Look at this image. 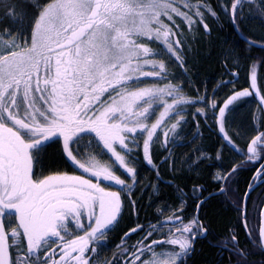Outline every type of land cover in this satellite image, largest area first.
<instances>
[{
  "label": "snow or ice",
  "instance_id": "obj_1",
  "mask_svg": "<svg viewBox=\"0 0 264 264\" xmlns=\"http://www.w3.org/2000/svg\"><path fill=\"white\" fill-rule=\"evenodd\" d=\"M246 2L249 0H234L231 8L221 2L219 7L236 23L242 18ZM184 7L185 11L181 12L172 6V0H51L47 4L27 0L11 6L8 16L19 25L21 35L13 39V31L7 28L0 33V264H89L90 257L85 258V253L95 251L89 249V243L99 240L106 234L105 230L118 223L126 204L135 212L136 201L130 195L122 202L119 191L106 190L100 181H108L109 187L118 185L131 193L132 185H126L111 170L121 168L135 183V170L126 167L129 162L121 152L131 156L146 133L143 153L151 165L150 145L160 143L159 136L155 141L153 137L165 116L174 112L175 119L186 111L184 105L205 102L203 97L196 101L184 99L182 88L171 84L164 88L131 90L141 78L161 79L165 70L163 63H154L149 58L161 53L152 52L145 38L162 41L163 51L182 64L181 57L175 54L182 39H169L170 34H175L161 21V16L167 17L178 31L180 26L170 12L181 18L185 27L200 22L207 34L208 26L202 22L204 13L216 18L207 0L194 7L190 3ZM17 8L21 10L20 16L15 15ZM27 9L33 10L30 45L21 43L25 19L29 16ZM249 45L255 46L251 41ZM146 65H151L153 70L145 71ZM251 82L255 87V74ZM105 93L107 99H101ZM249 95L247 90L238 91L218 109L214 101L210 105L213 116L219 120L221 133L226 110L231 111L230 105ZM165 97H171L175 103L168 104ZM162 106L164 112L149 126L146 122ZM261 111L264 112V107ZM176 127L172 125L173 130ZM161 132L168 136L167 131L161 129ZM61 138L65 160L81 175L44 176L37 169L47 148L59 143ZM93 151L114 158L112 165L101 163L92 155ZM247 154H250L249 160L264 161V132L251 140ZM235 172L233 169L230 175ZM260 182L264 183V173ZM220 193L227 195L224 188ZM192 194L203 202L199 189L194 188ZM180 199L185 203L183 196ZM82 216L88 221L87 227L81 223ZM242 223L253 245L264 250V227L249 226L246 216ZM168 224L179 229L178 236L169 233L167 241L143 243ZM142 229L140 225L132 228L125 233V239ZM72 230L83 231L85 235L65 239L73 236ZM204 233L206 229L198 216L186 224L177 217L162 222L158 228L149 225L142 240L125 249L121 257L131 253L126 264L137 261L139 264H177V261L186 264L185 258L191 254L195 238ZM52 245L59 247V253L55 248L49 251ZM165 245H178L179 251L166 250ZM220 246L246 261L247 253L239 249L235 237ZM156 247L161 249L159 253ZM148 254L151 259H141ZM57 255L59 260L55 259ZM117 264L123 262L118 260Z\"/></svg>",
  "mask_w": 264,
  "mask_h": 264
},
{
  "label": "trees",
  "instance_id": "obj_2",
  "mask_svg": "<svg viewBox=\"0 0 264 264\" xmlns=\"http://www.w3.org/2000/svg\"><path fill=\"white\" fill-rule=\"evenodd\" d=\"M189 1L194 2L195 6L205 3V0ZM18 2L26 3L27 0H0V33L7 28L13 31V39L20 37L21 30L19 25L13 23L8 12L11 11V6ZM50 2L51 0H41L44 4ZM221 2L231 8L234 0H207L216 13L215 19L207 12L204 13L202 22L208 26L207 34L200 22L195 24V29L199 32H191L190 39H187L186 33L181 37L182 31L176 29L179 38H182L185 65L182 69L174 64L167 70L179 81L177 86L183 91L189 92L191 96L195 91V98L198 93H208L211 98L204 107L188 106L186 111L175 119L172 118L173 115L168 117L164 131L168 134L172 132L173 140H184L183 148L175 151V155L169 157L166 163H163L164 158L159 151L154 152V169L158 171L157 166L161 167L158 174L143 167L141 159L137 168L138 190L134 193L137 216L132 223L131 214H126L127 220L122 227L126 229L135 221V224L140 225L146 218L158 219L160 213L168 214L171 209H175L171 207L186 204L189 206L186 210L188 215H184V218H193L197 204L200 203L193 198L194 188L200 190L202 201L224 188L227 195L210 197L201 207L200 219L207 226L208 237L198 241L192 262L189 264H228L220 245L227 239L230 241L228 237L231 230L240 241L241 251L247 253L246 261H241L238 256L231 254L233 264H264L261 249L248 242L249 236L242 223L240 210L246 192L256 183L258 176L264 173V170L259 173L264 161L249 160L250 154H247L251 140L264 132V112L261 111L264 106L254 95L238 101L230 107L231 111L227 112L225 120L228 134L242 152L235 150L220 135L218 118L213 116V110L210 108L213 101L218 109L235 92L251 90L252 83L249 78L253 73L264 99V50L250 46L244 39L264 45V0H249L244 3L242 18L236 23L220 10ZM178 8L185 11L182 5ZM20 11L17 8L15 15L20 16ZM27 11L29 16L25 19L22 44L30 43L29 29L33 10ZM189 14L191 15V12ZM192 18L196 20L195 16ZM184 25L182 23V26ZM225 81L232 82L224 83ZM141 87L147 86L138 84L132 89ZM197 112L204 115H194ZM173 124L177 125L174 130ZM141 140L142 138L138 141L139 144ZM50 147L47 148L41 163L37 165L43 175L66 167L60 142ZM233 169H236V172L230 175ZM69 170L70 168H66L65 171ZM178 189H182V192ZM181 196L185 203H181ZM263 205L264 185L248 200L246 217L249 226L258 225L257 215Z\"/></svg>",
  "mask_w": 264,
  "mask_h": 264
},
{
  "label": "flooded vegetation",
  "instance_id": "obj_3",
  "mask_svg": "<svg viewBox=\"0 0 264 264\" xmlns=\"http://www.w3.org/2000/svg\"><path fill=\"white\" fill-rule=\"evenodd\" d=\"M172 33H174V32H172ZM174 34L175 35H171L170 34V36H169L171 38V39L169 38L170 40H172V39H182V38H179L178 34H176V33H174ZM246 41H248V39H246ZM161 44H162V41L161 42H151L150 44L146 43V46L149 47L152 51H154V52L156 51V52H160L161 53L159 56H153L152 59H159L160 58L162 60H166L165 62L170 61L171 63H174L175 65H178V67L183 69L184 65H185V57H184L183 45H182L183 43L176 50V53H175L176 55L181 57L182 64H178L176 62V60L172 56H169L166 52H164L163 48L160 46ZM53 47H55L54 44H53ZM177 51H180V52H177ZM165 67L166 68H165L164 72L161 73V79H159V80L154 79V78H141V79L155 80V81L160 82L161 84L166 83V84L173 85V83L175 82V80H174L175 77H174L173 74H171L167 70V68L169 66L165 65ZM157 71H159V69H157ZM165 74H167L166 78H165ZM106 94L107 93H105L103 95V97ZM181 95H182V97L184 99L192 100V101H196V100L200 99L201 97H203L205 102L202 103V104H198L197 107H204L206 104L208 105V103L210 101V98H211L210 96H208V93H203L202 95L200 93H198V94H196V98H195V91H194L193 95L191 96L189 92H186V91L182 90ZM90 99H91V97H90ZM165 101L168 104L175 103L171 97H165ZM188 106L190 107L191 105H184L183 107L184 108H188ZM159 110H162V112H164L165 109L162 106V107L157 109L156 113L157 112L159 113ZM176 110H179V108L177 107ZM172 115H174V112H169L168 115L165 116V121L161 125L160 128H157L156 135L153 137V141L156 140L155 137L158 134L162 135L161 129L164 130V126H165V124L167 122L168 117L172 116ZM60 144H61V147H62V138L60 140ZM183 145H184V140H182V139L181 140H173L172 138L171 139H167V137L163 138V139H160V143L159 144L152 143L150 145L149 154H148L149 157L152 160V164L151 165L147 163V160H146L145 155L143 153V145H140L139 147L135 148L131 156H129L127 153L122 152V155L125 156L126 161L129 162V163H127L126 167H132L135 170V183H133V181L129 178V175H126L125 172L121 170V168L112 167L111 170L114 172V174L116 176H118L120 179L124 180L126 185H132L133 190L131 191V193H128L126 189L125 190H121V187L118 186V185H113L112 187H109V182L108 181L101 180L100 181V185H101V187H104L108 191H119L122 202L126 201L128 199V197H129V195H130L131 199L134 200V193L137 192V190H138L137 168L140 166L141 159H142L143 167H145L146 169H150L152 171H155L158 174L161 167L157 166L158 167V171L154 169V165H155L154 152L155 151H157V152L159 151L160 154L164 158V159L162 158L163 159V163H166L167 161L165 162V158L166 157H173L175 155V151L177 152V150L182 149ZM129 146L132 147V145H129ZM62 156L64 158V154ZM112 159H114V158L110 159L109 155H108L107 161H109V162L107 163V165H112ZM64 161L66 163V167L64 169H60V171L53 172L52 174L67 173L69 175H81V172L76 171L70 164L67 163L65 158H64ZM160 165H162V164L160 163ZM122 167H125V166H122ZM66 168L67 169L70 168V170L69 171H65ZM116 170H118L121 174H123L124 177L123 176L120 177L119 175H117V171ZM52 174H48V175H52ZM85 178H89V177L85 174ZM258 181H261V175L258 176V178L256 180L257 183L253 184L252 186L260 183ZM93 182L95 183L97 181L94 179ZM263 185H264V183L260 184L257 189H259V188L261 189ZM213 194H218V195H215V196H219L220 195L219 192H216V193H213ZM247 205H248V203H247ZM188 207L189 206L187 204L184 205V206L171 207V208H175V209H171L170 208L171 212L168 213V214L167 213L166 214L165 213H160L161 216L158 219L146 218L144 220V223L140 224V226H143V229L135 232L134 234H131L130 236H128L125 239V233L129 232L132 228H136L138 226V224H135V222H136L135 221L134 224H132L131 226L127 227L126 229H123L122 224L124 225V222L127 220L126 219V214H129V213L131 214V218H132L131 222L133 223V221L136 219L137 212H138L137 204H136L135 212H133V209H132L131 205H127L126 204L124 209H123V211H122V213H121V216L118 218V223H116L110 229L105 230L106 234L103 237H100L99 240H94V241L89 243V245H88L89 249L90 250L94 249L95 251H94V253L90 252V251L86 252L85 253V258H89L90 257L89 258V264H94V261L98 262V264H105V262H107V264H117L118 260L122 261L123 264H126V262L131 257V253H129L127 256H123V257H121V253L124 252L125 249L129 248L130 246L136 245L138 242H140L142 240V238L146 235V232L148 231L149 225L156 226L158 228L159 225L162 222L169 221V220H175L177 217H180L182 222L186 224L191 219V218H189V219L184 218V215H188V213H186V210H187ZM263 207H264V205L259 210V213L257 215V224H258L257 226L258 227H260V220H261V214H262ZM240 210H241V213H242L241 217L243 218L247 214V206H246V208H244V203H243V206L240 208ZM200 211H201V208H200V210H197V208H196V213L194 214V217H197V214L199 213L198 218H199V221H200L201 225L203 226V229H206V236H204L202 238L203 235L202 236L198 235L195 238V242H194V244H192V249L193 250L191 251V254L188 255L185 258L186 264H189L190 262H192L193 256L195 254V248H196V245H197L198 241L205 240L208 237V229H207V226L204 223V221H202L200 219V216H201ZM81 223L84 224L85 227H87L88 221H87L85 216L81 217ZM72 231H73V236H71V237H67L66 236L65 239H74L77 235H80V236L85 235V233L83 231H80V232H76L75 230H72ZM169 233H171V235L173 237L178 236L179 235V229L176 228V227H173L171 224H168L164 228L160 229L158 233H153V235L151 237H149L147 241H143V243L144 244H148L152 240L167 241L170 238L169 237ZM62 235H63V233H62ZM233 237H235V239L237 240L238 247L241 250L240 241H239L237 235L234 233V231L231 230L228 238H230V241H231L233 239ZM228 240L229 239H227L226 241H228ZM9 242L11 243V241H9ZM248 242L250 244H253L249 240V237H248ZM228 247L231 248L232 245L229 243ZM52 248H55L57 253H59L60 249H59V247L57 245H52L51 248L49 249V251H51ZM165 248H166V250H173L174 249L176 251H179V246L178 245H165ZM221 248L223 249L222 250L223 251L222 254L225 253V255H226V261L228 262V264H233L232 259H231L232 258L231 254H233V252L228 251V250H226L223 247H221ZM160 250L161 249L159 247L155 248V251L157 253H159ZM261 251L264 254L263 250H261ZM73 255H76V253H73ZM145 258L151 259L152 258L151 254H148L147 257H144V256L141 257V259H145ZM166 258L167 257H161L160 259H166ZM55 259L59 260V255H57L55 257ZM136 264H139V262L137 261ZM177 264H180V262L178 261Z\"/></svg>",
  "mask_w": 264,
  "mask_h": 264
},
{
  "label": "rangeland",
  "instance_id": "obj_4",
  "mask_svg": "<svg viewBox=\"0 0 264 264\" xmlns=\"http://www.w3.org/2000/svg\"><path fill=\"white\" fill-rule=\"evenodd\" d=\"M191 1H194V0H191ZM185 3V4H184ZM188 3H190V4H192V5H194V2L192 3V2H190L189 0H172V6L173 7H176V8H178L180 5H182V6H184V5H186V4H188ZM195 6V5H194ZM193 6V7H194ZM181 12H183L182 10H181V8H178ZM170 15H172V17H173V20L177 23V24H179V26L181 25V27H180V30L183 32V34L184 33H186V35L185 36H187L188 38L187 39H190L191 38V32L192 33H194L195 31H197V32H199V30H197V29H195V27H197L196 25H193V26H191L190 28H188L187 29V27H185V25L184 26H182V23L180 22L181 21V18H178V17H176V15L174 14V13H171L170 12ZM190 15V14H189ZM160 19H161V21L164 23V24H166L167 26H168V28L169 29H171V32H174V33H178L177 32V30H176V28H173V26H172V24L171 23H169V21H168V19H167V17H165V16H161L160 17ZM193 20H195L194 18H192ZM170 38V37H169ZM171 39V38H170ZM152 41H147L146 40V38H145V43H147V44H150ZM25 45H30V43H27V44H25ZM175 47V46H174ZM152 52H154V51H152ZM156 52V51H155ZM154 52V53H155ZM177 52H180V51H177ZM152 57L153 56H150L149 58L150 59H152ZM153 60V59H152ZM156 60H158V61H154L153 60V62L154 63H163L164 65H168L169 66V68H172V67H170V66H172L174 63H171L170 61H168V62H165L166 60H162V59H156ZM160 60V61H159ZM162 61V62H161ZM166 68V67H165ZM144 70L145 71H152L153 69H152V67H151V65H146L145 67H144ZM253 74H255V73H253ZM257 79V78H256ZM175 80V82L173 83V85L174 86H177V85H179L180 83H179V81L175 78L174 79ZM252 83V82H251ZM258 82H257V80H256V85H255V87H251V91H250V89L249 90H247L249 93H250V95L249 96H247L248 97V99H249V97H252V96H256L257 98H258V100L260 101V103L264 106V99H263V96L261 95V91H260V88H259V86H258V84H257ZM139 85H143V86H147V87H141V88H164L167 84L166 83H163V84H161V83H158V82H156L155 80H148V79H141V82L139 83ZM134 87V86H133ZM131 90H133V89H131ZM107 95L108 94H106L104 97L102 96V98L101 99H107ZM247 97H243V98H241L240 100H243V99H245V98H247ZM240 100H238V101H240ZM238 101H236V102H234V104H236ZM233 104V105H234ZM233 105H230L229 107H231V106H233ZM154 107H155V105H154ZM162 112V110H159V113L157 112L156 114H155V116H153V117H150L149 118V120L146 122L149 126L152 124V123H155V121L157 120V119H159V117H160V113ZM227 110H226V115H227ZM156 118V119H155ZM155 119V120H154ZM225 119H226V117H225ZM223 127H224V132L223 133H221L220 131H219V133H220V135L227 141V143H228V141L230 140L231 141V143H228L229 145H231L232 147H233V144L235 145V149L237 148V149H239V151H241L242 152V150H241V148L240 147H238L237 145H236V143L231 139V137L229 136V134H228V129H227V127H226V120H225V122H224V125H223ZM218 129H219V120H218ZM137 133H139V132H137ZM94 135V134H93ZM157 136H159L160 137V134H158ZM163 137V136H162ZM147 138V136H146V133H145V135H144V137L142 138V140H141V145H143V143H144V140ZM156 138V137H155ZM163 138H166L165 136L163 137ZM163 138H161V139H163ZM172 138V132H170V134H168V136H167V139H171ZM53 146V145H52ZM51 146V147H52ZM50 147V148H51ZM49 149V148H48ZM118 151H120V149L118 148L117 149ZM121 154H122V152H121ZM74 155H75V152H74ZM92 155H94V156H96V158H97V160L99 159V161L101 162V163H105V164H107L109 161H107V159H108V155H107V153H105V154H98L97 152H95V151H93L92 152ZM78 159L80 158V157H77ZM117 171V175H119L120 177H122L123 176V174H121L118 170H116ZM49 174H52V173H49ZM44 176H47V174L46 175H44ZM124 177V176H123ZM167 259V258H166ZM177 263H178V261H177Z\"/></svg>",
  "mask_w": 264,
  "mask_h": 264
},
{
  "label": "water",
  "instance_id": "obj_5",
  "mask_svg": "<svg viewBox=\"0 0 264 264\" xmlns=\"http://www.w3.org/2000/svg\"><path fill=\"white\" fill-rule=\"evenodd\" d=\"M253 45H255L254 47H256V48L264 49V47H261L260 45H256V44H253ZM263 169H264V164L261 166L259 172L262 171ZM259 184H263V183L260 182V183L256 184L255 186H253L250 190H248V192H247V194H246V196H245V199H244V207L247 206V201H248V198H249L250 194L256 189V187H257ZM219 194H221V193L219 192ZM210 197H213V196H209V197L206 198L202 203H200L199 208H200V207L204 204V202L207 201ZM260 227H264V207H263V211H262V214H261ZM204 236H206V233L203 234L202 238H203ZM263 251H264V250H263Z\"/></svg>",
  "mask_w": 264,
  "mask_h": 264
},
{
  "label": "bare ground",
  "instance_id": "obj_6",
  "mask_svg": "<svg viewBox=\"0 0 264 264\" xmlns=\"http://www.w3.org/2000/svg\"><path fill=\"white\" fill-rule=\"evenodd\" d=\"M244 39H245V41H246V38H244ZM247 42L249 43V40H248ZM252 43H253V42H252ZM253 44H254V43H253ZM256 45H258V44H256ZM253 47H254V46H253ZM255 48H256V47H255ZM257 49H259V48H257ZM262 50H264V49H262ZM255 76H256V75H255ZM249 79L251 80V78H249ZM256 80H257V79H256ZM249 84H250V83H249ZM257 84H258V83H257ZM252 87H253V86H252ZM250 91H251V90H250ZM259 185H260V184H259ZM259 185H258V186H259ZM254 186H255V185H254ZM258 186L256 187V189L258 188ZM252 187H253V186H252ZM252 187H251V188H252ZM251 188H249L248 190H250ZM256 189H255V190H256ZM255 190H254V191H255ZM254 191H253V192H254ZM247 192H248V191H247ZM247 192H246V194H247ZM253 192H252V193H253ZM252 193H251V194H252ZM246 194H245V196H246ZM251 194H250V195H251ZM215 195H218V194H213L212 196H215ZM249 197H250V196H249ZM244 199H245V197H244ZM248 200H249V198H248ZM243 203H244V202H243ZM247 203H248V201H247ZM200 208H201V207H200ZM200 208H199V210H200ZM244 208H246V207H244ZM262 211H263V210H262ZM198 215H199V213L197 214V216H198ZM263 252H264V251H263Z\"/></svg>",
  "mask_w": 264,
  "mask_h": 264
}]
</instances>
